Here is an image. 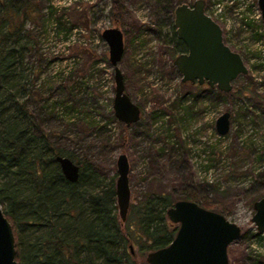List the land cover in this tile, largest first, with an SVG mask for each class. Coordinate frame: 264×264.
I'll use <instances>...</instances> for the list:
<instances>
[{"label":"rangeland","instance_id":"rangeland-1","mask_svg":"<svg viewBox=\"0 0 264 264\" xmlns=\"http://www.w3.org/2000/svg\"><path fill=\"white\" fill-rule=\"evenodd\" d=\"M29 1L28 19L24 21L29 37L23 39L29 48L23 51L25 79L19 80L25 92L19 100L25 103L37 129L43 131L52 147L63 155H73L77 164L89 166L92 181H113L114 185L116 159L126 154L130 205L152 193L169 196L173 204L194 190L199 201L206 198L213 210L241 228V236L227 249L229 264H237L236 258L239 264H253L257 254L264 264L262 241H249L257 231L251 220L253 199L264 193V87L259 84L264 81L262 53V57L252 58L237 44L227 42L242 56L248 73L232 82L225 104L212 107L198 102L194 109L197 117L180 120L179 97L207 85L183 83L176 68H170L178 55L172 50L173 18L158 0H123L126 11L119 22L109 16L111 0ZM132 21L143 28L136 37ZM158 24L159 36L148 31ZM115 26L124 37L119 68L125 90L141 109L140 120L128 127L113 115L114 69L108 60V45L101 37L105 28ZM253 49L260 51L250 48ZM153 56L160 62H154ZM244 87L249 89L237 94ZM238 98L243 99L233 102ZM244 107L249 110L248 118L241 112ZM224 111L230 113V129L222 139L229 141L225 150L215 129V121ZM154 115L161 122L153 125ZM167 122L173 126L172 139L167 138L169 131L156 130ZM223 152L230 157V172L218 164ZM197 155L207 158L215 170L221 169L216 170L222 176L216 181L219 185L203 183V172L195 165ZM87 186V191L98 190L94 184ZM38 224L27 227L23 239L34 242L51 233L49 224ZM173 225L177 228V224ZM258 236L264 240V235L255 238ZM24 247L20 246L22 254L27 248ZM132 250L139 262L148 264V251H141L139 246Z\"/></svg>","mask_w":264,"mask_h":264},{"label":"trees","instance_id":"trees-1","mask_svg":"<svg viewBox=\"0 0 264 264\" xmlns=\"http://www.w3.org/2000/svg\"><path fill=\"white\" fill-rule=\"evenodd\" d=\"M29 2L0 0V205L13 229L15 258L20 264H144L136 259L129 247L139 246L141 251L150 252L170 243L177 228L168 220L166 210L173 201L162 193L146 195L137 204L129 205L126 220L122 221L117 214L113 181H92L90 175L93 170L82 163H78L80 173L76 182L64 177L55 157L67 156L74 161L73 155H63L52 147L43 131L37 129L35 118L25 103L19 100L25 92V86L19 80L25 79L22 73L23 51L29 48V43L23 42L29 37L24 30ZM181 2L157 1L171 18L174 8ZM125 11L123 0H111L109 16L116 22L122 20ZM132 27L135 37L143 29L135 21H132ZM171 27L172 50L175 54L186 51L185 44L176 37L172 21ZM147 29L158 36L161 34L159 24ZM162 43H165L163 39ZM160 60L153 56L154 62ZM170 68L174 69V66ZM248 89H239L237 94ZM230 92L208 86H199L192 95L186 92L178 100L177 109L181 113L178 117L180 120L194 119L198 102L216 107L226 103L224 100L230 98ZM242 99H234L233 102H241ZM247 107L241 110L245 115L249 112ZM157 118L159 116H153V125L161 122ZM171 127L167 122L156 130L166 132ZM174 137L173 132L167 135L169 139ZM88 184H94L98 190L87 191ZM215 184L219 185L218 182L210 185ZM194 192L190 191L184 200L214 209L206 198L199 201ZM262 196L264 193L257 195L253 202ZM38 222L49 224L51 233L34 242L23 239L22 233L26 228L39 225ZM256 235L259 234L255 232L249 240L262 241L264 246L263 238H255ZM22 245L27 247L23 254L20 251ZM254 257L253 264H263L257 259L260 255ZM235 262L239 264L237 258Z\"/></svg>","mask_w":264,"mask_h":264},{"label":"water","instance_id":"water-1","mask_svg":"<svg viewBox=\"0 0 264 264\" xmlns=\"http://www.w3.org/2000/svg\"><path fill=\"white\" fill-rule=\"evenodd\" d=\"M256 1L264 21V0ZM204 6L205 0H194L174 8L176 37L185 44L186 51L175 56L173 66L181 75V82L205 83L209 88L227 93L232 90V82L240 75H246L248 68L242 56L224 42L221 27L205 14ZM101 37L108 45V60L114 69L113 115L128 127L140 120L141 109L126 93L119 68L124 54L123 32L117 26L109 27L102 31ZM215 129L219 135L229 131L228 111L217 117ZM55 160L68 181L78 180L80 167L76 162L62 155H56ZM116 168V205L120 219L125 221L130 205L126 154L118 155ZM252 206V223L258 232H264V196L255 200ZM166 216L171 223L177 224V231L169 244L146 254L148 264H229L227 249L241 236L238 224L217 211L184 199L175 201L166 210ZM129 248L133 253L132 245ZM15 255L13 229L0 205V264H20Z\"/></svg>","mask_w":264,"mask_h":264},{"label":"built area","instance_id":"built-area-1","mask_svg":"<svg viewBox=\"0 0 264 264\" xmlns=\"http://www.w3.org/2000/svg\"><path fill=\"white\" fill-rule=\"evenodd\" d=\"M191 4L192 1L185 2ZM204 12L212 20L218 23L222 29L225 42H233L237 44L242 50L246 51V56L258 58L259 55L264 57V21L262 20L261 13L256 0H206ZM242 37H245L242 40ZM250 48H257L260 51ZM261 55V57H262ZM264 87V81L259 83ZM173 132V126L169 130ZM217 137L225 150L227 140H222L227 136L219 135ZM203 150H200L201 153ZM218 164L224 168V171L230 172V157L228 153L223 152L219 156ZM195 165L203 172V183L212 184L220 180L221 173H216L213 165L208 164L207 158L196 156ZM259 235H264V232H258ZM253 240V239H250ZM249 240V241H250ZM255 240H253L254 242ZM254 244V243H253Z\"/></svg>","mask_w":264,"mask_h":264}]
</instances>
